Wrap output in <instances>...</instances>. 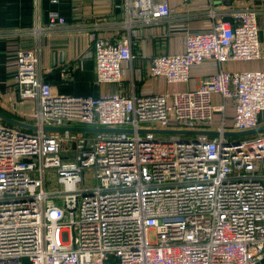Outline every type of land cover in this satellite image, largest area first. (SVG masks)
Listing matches in <instances>:
<instances>
[{
  "label": "built area",
  "instance_id": "2783aa9c",
  "mask_svg": "<svg viewBox=\"0 0 264 264\" xmlns=\"http://www.w3.org/2000/svg\"><path fill=\"white\" fill-rule=\"evenodd\" d=\"M199 1L209 7L212 0ZM125 8V32L88 33L96 83L116 90L53 92L39 46L68 24L57 10L32 28L39 44L16 56L19 98L34 106L10 116L37 128L0 119V264H257L264 258V131L222 134L264 118V69L224 68L264 60L257 10L234 7L226 14L232 22L222 16L204 29L187 27L184 49L153 56L148 74L177 85L206 62L216 70L197 88L154 93L135 90L142 73L132 68L133 44L140 25L174 9L166 0H126ZM208 126L221 135L152 131Z\"/></svg>",
  "mask_w": 264,
  "mask_h": 264
},
{
  "label": "crops",
  "instance_id": "0c3cea01",
  "mask_svg": "<svg viewBox=\"0 0 264 264\" xmlns=\"http://www.w3.org/2000/svg\"><path fill=\"white\" fill-rule=\"evenodd\" d=\"M126 0H0V109L9 115L26 112L34 105L21 101L14 79V61L22 50L34 49L39 40L31 34L36 24L46 25L50 10L59 11L68 24L54 30L52 38L40 40L41 66L44 79L51 84L53 92L60 94L85 93L97 95L100 91L118 89L114 85L99 86L96 83L94 58L88 54L91 30L113 37L125 32L127 18ZM164 1V0H162ZM174 11L150 26L140 25L137 43L133 44L135 58L132 68L140 70L141 79L135 80L136 91L165 92L169 89H194L210 76L216 65L206 62L193 69L189 82L168 84L162 77L148 74L151 58L158 54L178 52L184 49L187 27L204 29L234 7H252L258 12L259 39L264 53V0H233L231 6L214 4L205 7L203 1L181 2L166 0ZM216 1V0H215ZM214 10L212 16L210 9ZM210 8V9H209ZM42 39V38H41ZM224 68L229 71L264 69V60L228 61ZM131 83L130 72L124 85ZM219 101L220 97L215 96ZM14 111L16 113H14ZM22 112V113H23ZM233 101H227V116L231 119ZM202 130H214L213 126Z\"/></svg>",
  "mask_w": 264,
  "mask_h": 264
},
{
  "label": "water",
  "instance_id": "95a60500",
  "mask_svg": "<svg viewBox=\"0 0 264 264\" xmlns=\"http://www.w3.org/2000/svg\"><path fill=\"white\" fill-rule=\"evenodd\" d=\"M233 0H214V4L216 6L220 5H225V6H231ZM223 21H230L232 22V17L229 15H225L223 17ZM0 119L6 121L7 123L20 127V128H28L31 130H35L37 128L36 125L30 124L24 121H21L15 117L10 116L6 112L2 111L0 109ZM45 130L47 131H64V130H69V131H98V132H108V131H132V129L128 128H109V127H84V126H45ZM141 132L145 130H140ZM155 132H163V133H189V134H202V135H207V136H220L221 133L217 130H199V129H168V130H152ZM264 131V123L251 128L247 130H236V131H226L225 133H222L223 136H250V135H258L261 132ZM257 264H264V258L258 262Z\"/></svg>",
  "mask_w": 264,
  "mask_h": 264
},
{
  "label": "rangeland",
  "instance_id": "374dc122",
  "mask_svg": "<svg viewBox=\"0 0 264 264\" xmlns=\"http://www.w3.org/2000/svg\"><path fill=\"white\" fill-rule=\"evenodd\" d=\"M262 123H264V122H262ZM178 129H182V127H178ZM229 131H236V129L232 128V129L229 130ZM163 135H164V134H163ZM166 135H169V134H166ZM182 137H183V138H186L187 135H186V134H183ZM234 137H235V136H234ZM246 137H248V136H236L235 138H236V139H243V138H246ZM48 181H50L51 183H55V182H56V177L54 176V177L50 178V180H48Z\"/></svg>",
  "mask_w": 264,
  "mask_h": 264
},
{
  "label": "trees",
  "instance_id": "16d2710c",
  "mask_svg": "<svg viewBox=\"0 0 264 264\" xmlns=\"http://www.w3.org/2000/svg\"><path fill=\"white\" fill-rule=\"evenodd\" d=\"M264 122V118H261V123Z\"/></svg>",
  "mask_w": 264,
  "mask_h": 264
}]
</instances>
